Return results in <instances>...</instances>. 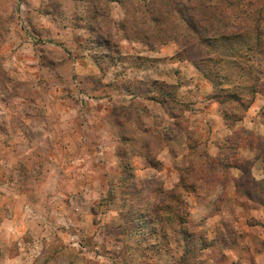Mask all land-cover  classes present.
<instances>
[{"label": "rangeland", "instance_id": "374dc122", "mask_svg": "<svg viewBox=\"0 0 264 264\" xmlns=\"http://www.w3.org/2000/svg\"><path fill=\"white\" fill-rule=\"evenodd\" d=\"M107 17L123 12L112 3ZM91 19L86 0H0V264H264V223L246 215L264 181L236 156L246 146L264 160V96L222 108L180 42L118 33L108 48ZM249 111L261 118L252 132ZM213 130L216 158L200 141ZM230 168L235 200L216 187ZM160 191L184 203L187 247L162 234L166 208L151 233Z\"/></svg>", "mask_w": 264, "mask_h": 264}, {"label": "trees", "instance_id": "16d2710c", "mask_svg": "<svg viewBox=\"0 0 264 264\" xmlns=\"http://www.w3.org/2000/svg\"><path fill=\"white\" fill-rule=\"evenodd\" d=\"M86 1L93 18L87 28L101 46L109 48L117 41L118 33L125 40L141 41L147 47L177 41L178 59L193 63L204 74L212 84V98L220 107L234 104L243 113L253 94L264 96V0ZM112 3L123 12L118 21L107 17V7ZM245 75L250 83L241 89L239 81ZM248 178L252 180L250 175ZM158 194L152 206V235L159 236V212L166 208L170 217L165 220L170 225L162 234H174L171 239L178 237V243L183 239L187 247L183 201L171 191ZM186 253L185 248L182 262H186Z\"/></svg>", "mask_w": 264, "mask_h": 264}, {"label": "crops", "instance_id": "0c3cea01", "mask_svg": "<svg viewBox=\"0 0 264 264\" xmlns=\"http://www.w3.org/2000/svg\"><path fill=\"white\" fill-rule=\"evenodd\" d=\"M245 117H246L245 120L247 121V124H248L247 126H249L248 127L249 130H250V132H252L253 126L257 125L258 121H260L261 118L256 117L255 111L254 112L249 111V112L245 113ZM212 122H214V124H215L214 127H216L217 121L215 123V121L212 120ZM243 123L244 122H240V125L244 126ZM257 134L261 136V135H263V131L260 130V131H258ZM204 137L206 138V136H204ZM205 138L200 139V141L204 143V148H205L206 153L208 154L209 157L216 158L219 155V150L216 147V142L221 141V136H220L219 132H217V130H213V133H211L210 139L205 142L204 141ZM254 154H255L254 148L246 147V146H242V147L240 146L236 152V156H238V158H242L245 160H251L252 161V166L250 169L251 177L256 181H259V180L264 181V160L255 158ZM182 159H183V155H181V154L177 155L175 158H173V161L171 163V167H174L173 164L175 162H179V160H182ZM136 161H137V159L132 160V162H134V163ZM138 161L144 162V165L142 167L143 171H146V172L150 171L145 159L140 158V160H138ZM134 163H133V165H134ZM238 177H239V170H237L235 168H230L229 181H227L225 183V185H223V186H220V185L216 186L217 189L220 192H225V190H227V189H229L230 191L232 190L233 196L232 197L229 196V197L232 198V200H235V198H236V184L235 183H236V180ZM246 215L248 218H251V219H253L259 223H264V204L255 206V207L251 208L250 210H247Z\"/></svg>", "mask_w": 264, "mask_h": 264}]
</instances>
